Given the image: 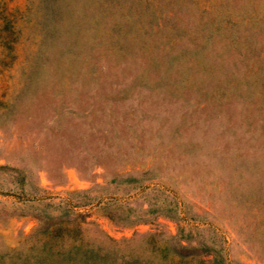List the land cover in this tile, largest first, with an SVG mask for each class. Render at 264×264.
<instances>
[{"label": "rangeland", "instance_id": "obj_1", "mask_svg": "<svg viewBox=\"0 0 264 264\" xmlns=\"http://www.w3.org/2000/svg\"><path fill=\"white\" fill-rule=\"evenodd\" d=\"M9 105L0 249L55 215L197 244L179 264H264V0H0Z\"/></svg>", "mask_w": 264, "mask_h": 264}, {"label": "trees", "instance_id": "obj_2", "mask_svg": "<svg viewBox=\"0 0 264 264\" xmlns=\"http://www.w3.org/2000/svg\"><path fill=\"white\" fill-rule=\"evenodd\" d=\"M12 105L0 111V117L9 114ZM16 170L6 163H0V169ZM128 171H116L111 180L120 182L132 179ZM22 182L23 174L14 177ZM82 192L71 191L70 194ZM80 204L90 203L92 195H87ZM160 213L178 216L179 207L175 200L161 199ZM70 197L53 203V208L63 214L77 205ZM65 212V213H64ZM59 216L46 215L33 229L24 234L22 245L0 249V264H179V262L198 252V245L188 241L175 240V235H163L153 231L140 233L136 237L115 239L109 236L95 223L83 227L78 222H62ZM180 231L179 228H177ZM178 236V234H177Z\"/></svg>", "mask_w": 264, "mask_h": 264}]
</instances>
